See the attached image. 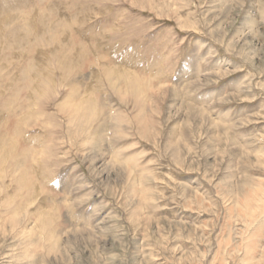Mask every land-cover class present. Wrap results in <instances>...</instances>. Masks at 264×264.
Masks as SVG:
<instances>
[{
    "label": "rangeland",
    "instance_id": "1",
    "mask_svg": "<svg viewBox=\"0 0 264 264\" xmlns=\"http://www.w3.org/2000/svg\"><path fill=\"white\" fill-rule=\"evenodd\" d=\"M0 264H264V0H0Z\"/></svg>",
    "mask_w": 264,
    "mask_h": 264
}]
</instances>
